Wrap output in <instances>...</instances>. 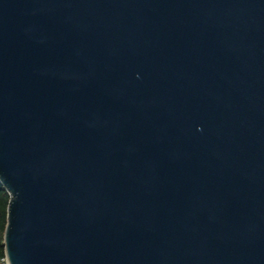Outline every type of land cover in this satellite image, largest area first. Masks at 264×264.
Listing matches in <instances>:
<instances>
[{"label": "water", "instance_id": "95a60500", "mask_svg": "<svg viewBox=\"0 0 264 264\" xmlns=\"http://www.w3.org/2000/svg\"><path fill=\"white\" fill-rule=\"evenodd\" d=\"M8 264H264V0H0Z\"/></svg>", "mask_w": 264, "mask_h": 264}, {"label": "trees", "instance_id": "16d2710c", "mask_svg": "<svg viewBox=\"0 0 264 264\" xmlns=\"http://www.w3.org/2000/svg\"><path fill=\"white\" fill-rule=\"evenodd\" d=\"M9 200L10 196L8 192L0 184V264L4 259H6L4 247V233L7 226Z\"/></svg>", "mask_w": 264, "mask_h": 264}, {"label": "built area", "instance_id": "2783aa9c", "mask_svg": "<svg viewBox=\"0 0 264 264\" xmlns=\"http://www.w3.org/2000/svg\"><path fill=\"white\" fill-rule=\"evenodd\" d=\"M1 264H8L7 259H4Z\"/></svg>", "mask_w": 264, "mask_h": 264}]
</instances>
